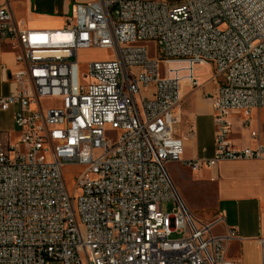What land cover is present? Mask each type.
Returning <instances> with one entry per match:
<instances>
[{
	"label": "built area",
	"instance_id": "1",
	"mask_svg": "<svg viewBox=\"0 0 264 264\" xmlns=\"http://www.w3.org/2000/svg\"><path fill=\"white\" fill-rule=\"evenodd\" d=\"M179 4L78 3L54 31L22 29L0 8V44L11 42L21 65L11 74L16 90L0 96V111L17 108L20 133L0 150V264H238L228 255L236 231L216 232L221 218L199 221L168 166L196 172L264 159L262 145L230 144L228 120L264 108V0ZM94 48L112 58L90 63L83 83L78 54ZM199 66L218 86L210 98L215 152L185 162L179 111L185 89L204 85ZM68 165L84 167L73 194ZM167 202L177 204L172 213ZM258 245L264 264V239Z\"/></svg>",
	"mask_w": 264,
	"mask_h": 264
},
{
	"label": "crops",
	"instance_id": "2",
	"mask_svg": "<svg viewBox=\"0 0 264 264\" xmlns=\"http://www.w3.org/2000/svg\"><path fill=\"white\" fill-rule=\"evenodd\" d=\"M79 1L81 3L93 2V0ZM2 7L11 11L20 28L31 31L63 29L67 25L73 8L67 1L60 9L62 15H58L56 9L48 8L42 0H0V8ZM20 68L21 65L16 61L14 45L8 41L2 42L0 44V96H7L16 90L17 86L11 80V74ZM197 73L201 74L202 70L198 69ZM205 82L207 81L203 79L201 83L205 84ZM206 88L205 91L208 89ZM216 91L218 92V88L210 90L213 93ZM203 92L204 90L198 88L192 93L190 87L184 91V96L187 98L179 111L181 124L178 126V135L183 139L185 148L187 145L196 146L199 119L204 114H211L214 118L212 101L210 100L211 104H209L203 100ZM192 95L195 96V102L188 104L187 101ZM185 106H187L185 110L187 115L191 117H186L191 123L187 125L186 131L182 125ZM16 111V107L0 111V150L2 146L14 145L20 140V133L15 125ZM228 120L231 123L229 142L235 149L264 146V108L254 109L249 114L243 111L233 112ZM191 128L194 130L193 137L189 136ZM253 133H256L255 138L252 136ZM202 151L206 157H199L197 149L193 157L185 159L183 158L184 149L182 159L185 162L210 159L214 155L215 144L211 150L204 147ZM170 165L168 171L179 193L178 179ZM191 173L200 174V183L205 188L208 203L205 208L194 207L184 194L181 196L179 193L189 211L204 223H210L217 218L223 219L220 233L228 229L236 231L237 238L231 243V247L234 245L241 253L243 264H261L258 240L264 239V159L221 161L214 168H203L196 172L191 171ZM229 259L235 261L230 256Z\"/></svg>",
	"mask_w": 264,
	"mask_h": 264
},
{
	"label": "rangeland",
	"instance_id": "3",
	"mask_svg": "<svg viewBox=\"0 0 264 264\" xmlns=\"http://www.w3.org/2000/svg\"><path fill=\"white\" fill-rule=\"evenodd\" d=\"M44 2V5L48 8H54L57 10L56 14L62 15L60 12V9L62 6L67 3L69 5L74 6L75 4L81 3L79 0H42ZM96 1V0H93ZM171 3V7H176L180 5L179 3H183L186 0H168ZM67 15V14H66ZM148 49L151 51V54L154 56H158V53L155 48L154 43L147 44ZM79 62H80V79L83 83H87L89 81V76L87 72V67L90 63L96 62V61H108L112 58L111 50L107 49H83L79 51ZM172 66H175L178 68V70L183 71L185 69L184 63L181 62H172ZM173 68V67H172ZM198 69L202 70V73H197V76L200 78V80L203 79L207 82H205L204 86L199 88L201 90H204L203 92V100H206L209 104H211L210 98L217 95V91L215 93L210 92L211 89H216L218 86L214 85L212 82H208L211 76V70L205 66H199ZM183 85L186 87L188 85L187 79H183ZM208 89H207V88ZM205 88L207 91H205ZM197 89L190 88V92H194ZM187 96L184 98L182 107L184 106V102L186 100ZM195 102V96L192 95L189 97V101H187L188 104H192ZM47 105V102H44V106ZM186 107L184 109V115H183V129L186 131L187 125L191 124L190 120L187 119L191 118L186 113ZM199 125H198V137L195 141V145H187L185 148V154L183 158L187 159L189 157H193L198 149V156L199 157H206V155L203 153V148L206 147L207 149L211 150L212 146H214V132L216 131L214 118L211 114H204L199 119ZM108 130H110V127H108ZM198 145V148H197ZM209 155V154H208ZM207 155V156H208ZM173 172L176 174L179 184V193L182 196L185 195L186 199L189 201L192 206L197 208H205L207 206L208 200L207 196L205 195V188L200 183V174L191 173V169L187 166L182 165L181 163H171ZM64 176L65 181L67 184V188L71 194L74 193L76 188V179L77 177L84 171V167L79 166H73L68 165L64 168ZM177 207V204L175 202H167L163 205V211L166 213H172L173 210ZM207 213V211H206ZM205 213V214H206ZM222 226H219L216 229V232H221ZM173 238L177 239L179 236L174 235ZM232 244H230L229 249V256L231 259L235 260L238 264H243L242 262V255L237 250V248Z\"/></svg>",
	"mask_w": 264,
	"mask_h": 264
},
{
	"label": "bare ground",
	"instance_id": "4",
	"mask_svg": "<svg viewBox=\"0 0 264 264\" xmlns=\"http://www.w3.org/2000/svg\"><path fill=\"white\" fill-rule=\"evenodd\" d=\"M199 80H200V78H199ZM200 82H202V80H200Z\"/></svg>",
	"mask_w": 264,
	"mask_h": 264
}]
</instances>
